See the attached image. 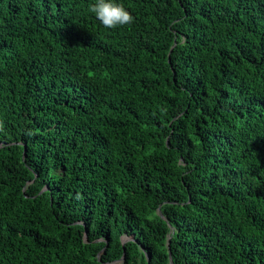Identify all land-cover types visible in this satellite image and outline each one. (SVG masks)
<instances>
[{
	"label": "trees",
	"instance_id": "1",
	"mask_svg": "<svg viewBox=\"0 0 264 264\" xmlns=\"http://www.w3.org/2000/svg\"><path fill=\"white\" fill-rule=\"evenodd\" d=\"M95 2L0 0V264H264V0Z\"/></svg>",
	"mask_w": 264,
	"mask_h": 264
},
{
	"label": "clouds",
	"instance_id": "2",
	"mask_svg": "<svg viewBox=\"0 0 264 264\" xmlns=\"http://www.w3.org/2000/svg\"><path fill=\"white\" fill-rule=\"evenodd\" d=\"M88 10L106 29H115L134 22L133 15L122 4L115 3L113 0H96L89 5Z\"/></svg>",
	"mask_w": 264,
	"mask_h": 264
},
{
	"label": "water",
	"instance_id": "3",
	"mask_svg": "<svg viewBox=\"0 0 264 264\" xmlns=\"http://www.w3.org/2000/svg\"><path fill=\"white\" fill-rule=\"evenodd\" d=\"M125 241H126V240L124 239V242H125ZM150 261H151L150 258H148V263H149V264H150ZM171 264H173L172 261H171Z\"/></svg>",
	"mask_w": 264,
	"mask_h": 264
}]
</instances>
